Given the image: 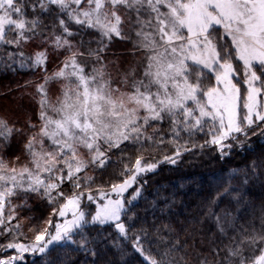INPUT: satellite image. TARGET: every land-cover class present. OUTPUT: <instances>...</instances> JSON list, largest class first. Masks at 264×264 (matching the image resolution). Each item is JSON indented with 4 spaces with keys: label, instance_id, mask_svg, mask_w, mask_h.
<instances>
[{
    "label": "snow or ice",
    "instance_id": "obj_1",
    "mask_svg": "<svg viewBox=\"0 0 264 264\" xmlns=\"http://www.w3.org/2000/svg\"><path fill=\"white\" fill-rule=\"evenodd\" d=\"M0 67V264H264V0H0ZM237 152L195 210L149 186Z\"/></svg>",
    "mask_w": 264,
    "mask_h": 264
},
{
    "label": "trees",
    "instance_id": "obj_2",
    "mask_svg": "<svg viewBox=\"0 0 264 264\" xmlns=\"http://www.w3.org/2000/svg\"><path fill=\"white\" fill-rule=\"evenodd\" d=\"M123 45L117 42L115 50H123ZM51 67V66H50ZM32 78V73L28 70L17 71L14 74L12 72L4 73L2 67H0V93L4 92L7 88H16L17 84H23L25 80ZM30 91V89H29ZM18 96V93L13 91L11 95H0V115H7L10 118H15L18 115L17 107L18 101L14 100L13 97ZM24 107L33 110L31 106L27 103V98L23 101ZM5 113H4V112ZM19 127V124L17 125ZM256 144L255 138L252 141ZM257 149H259V144H256ZM14 154H18V145L16 144L15 135L12 138V149L8 152L7 158L10 160ZM244 157L241 156L239 152L235 154V158L227 162L219 161L211 157H201L194 158L191 156H185L184 162L179 166L172 165H163L161 166L158 173L154 176L148 177L149 186H154V183H164L172 186L183 185V192L188 194L187 198L192 204V210H195V201L196 199L206 197L211 194L210 192V180L214 174L219 171L225 170L228 167L239 166ZM197 193L199 195H197ZM13 203H18V201H13ZM29 203H34L29 201ZM143 205L141 204V207ZM21 217H28L32 215V212L27 210H19ZM33 212L37 215L41 213V206L34 203ZM5 214H7V209ZM12 223H15L13 221ZM25 227L24 231L27 232V228L30 226V223L27 219L24 221ZM30 235V234H29ZM11 237H8L10 239ZM5 238L0 237V243H4ZM10 253H14V250L7 249L6 251L0 249V258L10 256ZM34 259L32 254H26L24 261H18L17 264H31V261ZM140 257L136 254H133L130 257L131 264H140ZM39 264V262H38Z\"/></svg>",
    "mask_w": 264,
    "mask_h": 264
},
{
    "label": "rangeland",
    "instance_id": "obj_3",
    "mask_svg": "<svg viewBox=\"0 0 264 264\" xmlns=\"http://www.w3.org/2000/svg\"><path fill=\"white\" fill-rule=\"evenodd\" d=\"M4 112V111H3ZM5 113V112H4ZM21 240H23V237L20 238ZM15 255V252L14 253H10V256H13ZM2 258H7V257H2Z\"/></svg>",
    "mask_w": 264,
    "mask_h": 264
}]
</instances>
